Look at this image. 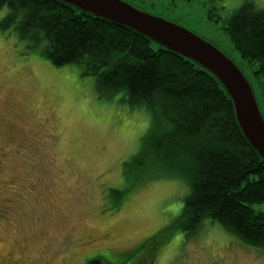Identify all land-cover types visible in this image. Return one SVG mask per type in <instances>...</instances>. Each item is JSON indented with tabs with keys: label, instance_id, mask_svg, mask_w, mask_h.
I'll return each mask as SVG.
<instances>
[{
	"label": "rangeland",
	"instance_id": "rangeland-1",
	"mask_svg": "<svg viewBox=\"0 0 264 264\" xmlns=\"http://www.w3.org/2000/svg\"><path fill=\"white\" fill-rule=\"evenodd\" d=\"M123 1L244 67L223 28L242 0ZM213 6H223L217 21L207 19ZM22 50L0 31V264H264V249L218 223L187 236L176 227L187 182L180 166L155 155L147 110L120 93L98 97L79 65L55 67ZM250 206L264 212V202Z\"/></svg>",
	"mask_w": 264,
	"mask_h": 264
},
{
	"label": "trees",
	"instance_id": "trees-1",
	"mask_svg": "<svg viewBox=\"0 0 264 264\" xmlns=\"http://www.w3.org/2000/svg\"><path fill=\"white\" fill-rule=\"evenodd\" d=\"M1 8L0 31L23 43L21 55L42 56L55 67L79 65L82 75L95 78L98 97L120 93L130 108L150 113L155 155L180 166L186 178L175 217L185 236L208 221L264 249V212L250 206L264 202V160L241 134L231 99L214 76L133 30L58 0H0ZM222 8L209 7L207 19L217 21ZM223 28L264 119V9L242 0ZM85 264L111 263L91 258Z\"/></svg>",
	"mask_w": 264,
	"mask_h": 264
},
{
	"label": "water",
	"instance_id": "water-1",
	"mask_svg": "<svg viewBox=\"0 0 264 264\" xmlns=\"http://www.w3.org/2000/svg\"><path fill=\"white\" fill-rule=\"evenodd\" d=\"M87 14L133 30L198 64L214 76L231 99L241 134L264 160V119L242 70L211 42L181 25L123 0H58Z\"/></svg>",
	"mask_w": 264,
	"mask_h": 264
}]
</instances>
